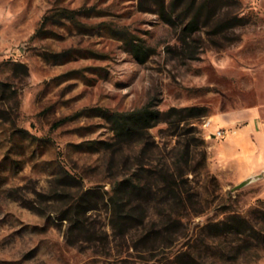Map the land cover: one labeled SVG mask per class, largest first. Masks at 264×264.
Segmentation results:
<instances>
[{
	"label": "rangeland",
	"instance_id": "obj_1",
	"mask_svg": "<svg viewBox=\"0 0 264 264\" xmlns=\"http://www.w3.org/2000/svg\"><path fill=\"white\" fill-rule=\"evenodd\" d=\"M203 1L0 0V264H264V176L235 188L206 136L248 108L264 132V0L190 31ZM147 104L142 134L104 115Z\"/></svg>",
	"mask_w": 264,
	"mask_h": 264
},
{
	"label": "crops",
	"instance_id": "obj_2",
	"mask_svg": "<svg viewBox=\"0 0 264 264\" xmlns=\"http://www.w3.org/2000/svg\"><path fill=\"white\" fill-rule=\"evenodd\" d=\"M207 126L209 154L218 160L214 170L229 173L237 183L264 171V132L255 109L215 114ZM217 129L225 130L224 138L215 136Z\"/></svg>",
	"mask_w": 264,
	"mask_h": 264
},
{
	"label": "trees",
	"instance_id": "obj_3",
	"mask_svg": "<svg viewBox=\"0 0 264 264\" xmlns=\"http://www.w3.org/2000/svg\"><path fill=\"white\" fill-rule=\"evenodd\" d=\"M196 0H192V4H194ZM213 0H205L200 5L198 10L192 15L190 20L187 22L186 27L190 31L194 30L198 27L199 24V16L202 10V7L209 6ZM235 20H230L225 23L224 26H230L234 24ZM132 50H134L135 54L138 55L140 51V47L137 44L132 45ZM174 109V108H173ZM172 109V110H173ZM180 110L189 111L192 117H197L201 115H205V108L202 106H190L183 107ZM159 110L153 109L150 105H144L138 108L130 109L127 111H105L104 115L111 120L113 124V128L117 136L120 138H124L126 136H130L135 133L142 134L146 132L149 127L154 124V121L158 119ZM146 130V131H145ZM203 158H205V151L202 152ZM173 176V174H170ZM131 186L133 188H139L141 186L139 182H131ZM114 210L116 212L120 211V201L112 200ZM179 220V218H178ZM248 222V219L241 215L240 213L233 211L228 213L221 219L210 223V225H214L220 228L221 232H242L243 226Z\"/></svg>",
	"mask_w": 264,
	"mask_h": 264
},
{
	"label": "water",
	"instance_id": "obj_4",
	"mask_svg": "<svg viewBox=\"0 0 264 264\" xmlns=\"http://www.w3.org/2000/svg\"><path fill=\"white\" fill-rule=\"evenodd\" d=\"M263 176H264V171H262V172H260V173H257V174H252V175H250V176L244 178V179H243L242 181H240L239 183H237V184L235 185V188L241 187V186H243V185H245V184H247V183H249V182H251V181H253V180H255V179H258V178H260V177H263Z\"/></svg>",
	"mask_w": 264,
	"mask_h": 264
},
{
	"label": "built area",
	"instance_id": "obj_5",
	"mask_svg": "<svg viewBox=\"0 0 264 264\" xmlns=\"http://www.w3.org/2000/svg\"><path fill=\"white\" fill-rule=\"evenodd\" d=\"M208 123H209V120L207 121L206 125H208ZM215 136L218 137V138H224L225 137V130L217 129L215 131Z\"/></svg>",
	"mask_w": 264,
	"mask_h": 264
}]
</instances>
